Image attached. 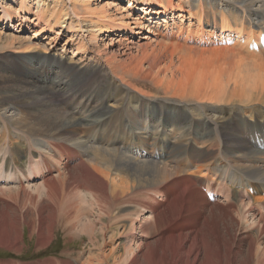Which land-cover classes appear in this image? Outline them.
Segmentation results:
<instances>
[{
	"label": "bare ground",
	"instance_id": "6f19581e",
	"mask_svg": "<svg viewBox=\"0 0 264 264\" xmlns=\"http://www.w3.org/2000/svg\"><path fill=\"white\" fill-rule=\"evenodd\" d=\"M7 1L33 13L35 36L86 33L79 50L96 53L86 62L9 40L23 67L0 87V231L18 233L8 249L22 252L25 228L46 248L64 227L93 251L46 264H264V0ZM0 11L3 25L27 23ZM154 24L159 52L126 37ZM105 34L130 61L100 49ZM170 48L187 57L169 77Z\"/></svg>",
	"mask_w": 264,
	"mask_h": 264
},
{
	"label": "rangeland",
	"instance_id": "374dc122",
	"mask_svg": "<svg viewBox=\"0 0 264 264\" xmlns=\"http://www.w3.org/2000/svg\"><path fill=\"white\" fill-rule=\"evenodd\" d=\"M1 4L4 7L9 8L11 12L14 13V15L23 16L26 19V25L19 27L17 20H14L13 24H10L9 26L3 25L0 23V87L8 86V84L13 80V75L8 72L10 68H19L23 67V60H22V54L20 52L23 51L20 45L17 43L11 44L9 40H11V37H17L21 40L34 38L32 42L38 44L39 50H44L43 48H46L48 53H56L58 55H64L65 57H74L79 60V58L85 59L86 62L90 61V58H93L96 53L91 52L94 48H90V50H87L86 53L80 52V47L82 43H87L89 40L88 34L86 33H80V32H72L71 30L68 31L66 29L61 28H53L52 30H46V32L42 35L35 36V32L38 31L40 28L35 26V18L33 13H21L19 12V7L16 4V2H8L7 0H0ZM35 0H31L30 3H33V8L35 7L34 4ZM107 1L110 0H99L94 1V6H101L107 3ZM116 4H118V9H131L129 7V0H112ZM117 8H112V15L114 18L119 19L122 14L120 10ZM119 11V13H117ZM1 12V11H0ZM116 15V16H115ZM138 13H135L132 18L137 16ZM163 20V18H162ZM154 24L150 27L149 30H139L140 35L136 37L133 34H129L126 37L134 38L136 40L137 45H142V47H147L148 51L151 53L154 49L159 52V41H166V33L162 31L159 32V38L158 42H153L152 39H156V34L153 33L154 27H156ZM136 29V27H133ZM138 30V29H136ZM76 33V34H75ZM163 33V34H162ZM123 35V34H121ZM99 43H100V49L107 52L110 55H116L118 59L121 61H130V57L121 56L118 55L117 50L120 49L118 47H111V49L107 48L106 44H109L112 42L111 39L117 38L118 35L116 34H105L100 36ZM148 37V38H146ZM2 38V39H1ZM6 41V42H5ZM168 41V40H167ZM5 44V45H3ZM26 44V43H25ZM15 45V46H14ZM27 45V44H26ZM117 45V44H116ZM16 47V48H14ZM211 49V48H208ZM213 49V48H212ZM140 49H134L132 56H139L140 55ZM39 51V52H40ZM94 51V50H93ZM160 53V59L162 60L161 68L163 71L167 74V76L170 77V74H172V71L179 72L178 68H180V64L182 62L183 56L187 57L186 54H182V52H176L174 53V56L172 54L173 49L164 50L161 49ZM94 53V55H93ZM200 53V52H197ZM191 54L194 58H200V54ZM162 54V55H161ZM176 54H178L176 56ZM209 54V53H208ZM44 55V54H42ZM93 56V57H92ZM173 56V58H171ZM203 57V56H202ZM206 56H204L205 58ZM182 58V59H181ZM195 58V59H197ZM103 59V58H102ZM153 58H150L144 62V71L146 73L149 72V65L151 64ZM180 60V61H179ZM93 61V59L91 60ZM215 61H211L210 63H205L206 66L211 69L215 66L218 67L219 64L214 63ZM197 64L193 65L195 68H198L200 71H203L201 66L203 67L201 63L196 62ZM214 63V64H213ZM208 64V65H207ZM172 65V66H171ZM197 65V66H196ZM170 66V70L168 69ZM200 66V67H199ZM213 66V67H211ZM176 69V70H175ZM169 72H166V71ZM198 71V70H197ZM134 83L137 84L138 87L144 89L145 92H151V94L159 95L163 97V91L157 90L154 82L150 80H144L142 78L133 79L131 78ZM5 81V82H3ZM156 88V89H155ZM252 125V123H251ZM148 128V123L143 122L142 125L138 126V131H145V129ZM15 239H18V233L15 232L11 237H7V234L4 232L2 233L0 231V264H46L49 261H57V262H65L69 260H75V257L80 255L78 258L79 261L85 260L93 251L92 248L89 247L88 238H86L83 235L80 234H69L64 227L57 228L56 232L54 234L53 240L49 246L46 248H40L39 247V239L40 236L38 233H32L29 228H25L23 230L22 239L19 241L20 245L22 246V252L20 254L14 253L10 251L8 248L13 243H15ZM81 259V260H80Z\"/></svg>",
	"mask_w": 264,
	"mask_h": 264
}]
</instances>
